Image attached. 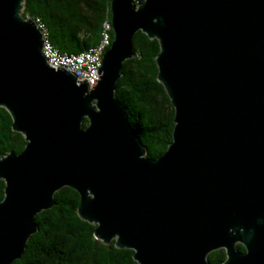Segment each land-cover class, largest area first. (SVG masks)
I'll return each mask as SVG.
<instances>
[{
  "label": "water",
  "instance_id": "1",
  "mask_svg": "<svg viewBox=\"0 0 264 264\" xmlns=\"http://www.w3.org/2000/svg\"><path fill=\"white\" fill-rule=\"evenodd\" d=\"M23 6L0 0V108L27 143L0 158V264L22 258L63 188L95 238L137 264H211L219 250L222 264H264V0H112L92 89L49 66ZM139 32L159 43L157 80L174 109L158 159L115 95Z\"/></svg>",
  "mask_w": 264,
  "mask_h": 264
},
{
  "label": "trees",
  "instance_id": "2",
  "mask_svg": "<svg viewBox=\"0 0 264 264\" xmlns=\"http://www.w3.org/2000/svg\"><path fill=\"white\" fill-rule=\"evenodd\" d=\"M143 1L134 0V3L140 5ZM111 2L24 0L22 16L39 19L59 52L81 54L98 45L104 23L111 21ZM133 51L135 57L123 64L115 95L126 107L147 157L158 159L172 143L174 129V109L157 80L156 58L160 46L139 32L133 40ZM87 126L85 120L84 128ZM26 144L25 138L14 132L10 114L0 108V158L20 154ZM4 190L5 183L0 180V201L4 199ZM55 201L51 210L36 217L38 232L28 241L22 258L13 264H137L133 251L118 249L115 241L105 244L95 238L97 227L78 215L80 197L75 191L63 188L55 194ZM208 260L211 264H222L226 253L224 250L213 252Z\"/></svg>",
  "mask_w": 264,
  "mask_h": 264
},
{
  "label": "built area",
  "instance_id": "3",
  "mask_svg": "<svg viewBox=\"0 0 264 264\" xmlns=\"http://www.w3.org/2000/svg\"><path fill=\"white\" fill-rule=\"evenodd\" d=\"M43 37V55L47 63L52 68H64L72 73L78 82L87 81L90 89L97 86L99 80L98 70L101 68V61L104 55H101V45L99 42V52H91L89 57L71 56L67 53H61L54 48L49 39V33L46 27L39 19L34 20ZM106 31V24L104 26ZM109 44H112V33H109Z\"/></svg>",
  "mask_w": 264,
  "mask_h": 264
},
{
  "label": "bare ground",
  "instance_id": "4",
  "mask_svg": "<svg viewBox=\"0 0 264 264\" xmlns=\"http://www.w3.org/2000/svg\"><path fill=\"white\" fill-rule=\"evenodd\" d=\"M105 24H106V31L107 32H105V28H104V26H105ZM110 27H112V25H111V23L110 22H105L104 23V25H103V32H102V36H101V39H100V45H101V55H104L105 54V52L110 48V44H109V34H108V32H109V30H110ZM113 33V32H112ZM91 52H99V43H98V45L94 48V49H92V50H90V51H88L87 53H85V54H81V55H74V54H72L71 56H77V57H89V56H91ZM101 63H102V61H101Z\"/></svg>",
  "mask_w": 264,
  "mask_h": 264
},
{
  "label": "rangeland",
  "instance_id": "5",
  "mask_svg": "<svg viewBox=\"0 0 264 264\" xmlns=\"http://www.w3.org/2000/svg\"><path fill=\"white\" fill-rule=\"evenodd\" d=\"M92 50V49H91ZM88 51H90V50H88ZM88 51H85V52H83V53H81V54H85V53H87ZM81 54H74V55H81ZM70 55H72V54H70Z\"/></svg>",
  "mask_w": 264,
  "mask_h": 264
},
{
  "label": "flooded vegetation",
  "instance_id": "6",
  "mask_svg": "<svg viewBox=\"0 0 264 264\" xmlns=\"http://www.w3.org/2000/svg\"><path fill=\"white\" fill-rule=\"evenodd\" d=\"M237 247H242L241 245H238ZM243 248V247H242ZM239 249V248H238ZM241 251V250H240ZM241 252H245V250L244 251H241Z\"/></svg>",
  "mask_w": 264,
  "mask_h": 264
}]
</instances>
